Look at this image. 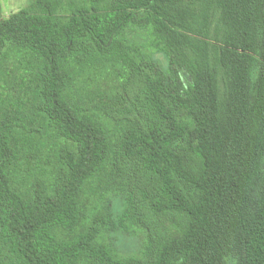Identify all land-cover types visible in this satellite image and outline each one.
Wrapping results in <instances>:
<instances>
[{
    "label": "trees",
    "instance_id": "trees-1",
    "mask_svg": "<svg viewBox=\"0 0 264 264\" xmlns=\"http://www.w3.org/2000/svg\"><path fill=\"white\" fill-rule=\"evenodd\" d=\"M113 194L139 253L103 237ZM0 264H264V0L0 19Z\"/></svg>",
    "mask_w": 264,
    "mask_h": 264
},
{
    "label": "rangeland",
    "instance_id": "rangeland-1",
    "mask_svg": "<svg viewBox=\"0 0 264 264\" xmlns=\"http://www.w3.org/2000/svg\"><path fill=\"white\" fill-rule=\"evenodd\" d=\"M32 1L33 0H0V19L7 18L10 14L19 11ZM135 35L137 37L141 36V40H144L145 35L143 32L136 31ZM105 204L111 215L112 222L104 233V239L122 255L139 253L145 240L144 233L129 230L120 223L122 211L125 207L124 197L118 194L110 195Z\"/></svg>",
    "mask_w": 264,
    "mask_h": 264
}]
</instances>
